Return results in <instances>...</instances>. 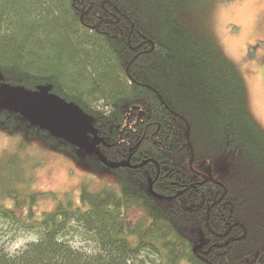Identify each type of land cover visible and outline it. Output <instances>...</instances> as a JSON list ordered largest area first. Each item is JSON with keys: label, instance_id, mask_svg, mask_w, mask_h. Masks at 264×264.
<instances>
[{"label": "trees", "instance_id": "trees-1", "mask_svg": "<svg viewBox=\"0 0 264 264\" xmlns=\"http://www.w3.org/2000/svg\"><path fill=\"white\" fill-rule=\"evenodd\" d=\"M185 1L0 0V82L34 97L49 86L91 119L109 161L129 160L110 168L116 185L83 183L39 212L56 199L30 188L39 163L0 155V221L36 235L0 246V264H264V131L239 67ZM0 133L79 155L21 110H0ZM150 181L185 191L161 199Z\"/></svg>", "mask_w": 264, "mask_h": 264}, {"label": "rangeland", "instance_id": "rangeland-1", "mask_svg": "<svg viewBox=\"0 0 264 264\" xmlns=\"http://www.w3.org/2000/svg\"><path fill=\"white\" fill-rule=\"evenodd\" d=\"M184 5L188 7V15L204 25L224 53L239 67L247 87L249 112L264 131V69L260 64L264 46L255 47L258 39L264 38V0H186ZM50 110L55 115L61 114L55 104ZM25 137H9L0 133V155L18 151L15 153L29 158L30 164L35 161L39 163L30 173L31 190L56 195V199L42 196L37 204L39 212L52 209L57 199H62L66 192H72L71 197L77 199L83 183H87L91 189L118 183L116 172L98 159L88 157L92 154L87 153L85 146H90L93 140L90 135L85 136L86 144L77 147L79 155L62 151L56 145L44 144L35 137L21 142ZM58 140L67 142L62 137H58ZM35 238L33 232L8 221H0V246L11 253L21 250ZM69 239L74 244L90 247L79 232L72 233Z\"/></svg>", "mask_w": 264, "mask_h": 264}, {"label": "water", "instance_id": "water-1", "mask_svg": "<svg viewBox=\"0 0 264 264\" xmlns=\"http://www.w3.org/2000/svg\"><path fill=\"white\" fill-rule=\"evenodd\" d=\"M49 90V86H44L40 88V93L34 97L21 87L7 86L0 82V110H21L34 125L37 124L41 128L48 130L53 136L64 138L67 142L74 144L78 148L86 144L84 140L85 136L91 133L93 140L90 146L88 144L85 146L87 153L96 155L100 162L111 169H115L121 165H129V160L122 162L109 161L98 147L102 139L98 137L92 128L91 119L83 114L74 104H66L60 98L49 94ZM39 100H42L41 103H39ZM52 104H55L61 110L60 115H55L51 112L50 107H52ZM149 186L150 192L156 197L161 199L172 198L154 192L151 182ZM204 244L205 240L195 245L194 251L197 252Z\"/></svg>", "mask_w": 264, "mask_h": 264}, {"label": "flooded vegetation", "instance_id": "flooded-vegetation-1", "mask_svg": "<svg viewBox=\"0 0 264 264\" xmlns=\"http://www.w3.org/2000/svg\"><path fill=\"white\" fill-rule=\"evenodd\" d=\"M263 54H264V52H263ZM88 135H90L91 137H93L92 136V134L91 133H89ZM139 144H140V141L138 142V144L136 145V147L138 148V146H139ZM135 147V148H136ZM76 150V152L78 153V149H75ZM132 156V152L130 153V155H129V157L128 158H130ZM88 157H93V158H96L97 159V156L96 155H94V154H92V155H89ZM193 160H194V158L192 157V159H191V161H190V166L192 167V164H193ZM99 161V160H98ZM100 162V161H99ZM100 163H102V162H100ZM103 164V163H102ZM145 164V163H144ZM143 165V163H141L140 165H137L136 167H138V166H142ZM130 167H131V165H130ZM208 169H210V168H208ZM210 172V171H209ZM206 176V175H205ZM211 180V177L210 176H206V180ZM213 179V178H212ZM151 183H152V188H153V181H150ZM150 187V186H149ZM154 191V190H153ZM181 191V193H179ZM178 193H176L175 195H172V196H168V197H172V198H174V197H176V196H179L180 194H182L184 191H185V189L184 190H180ZM155 192V191H154ZM158 194V193H157ZM165 196V195H164ZM171 199V198H170ZM204 238V237H203ZM206 238V237H205ZM204 238V239H205ZM205 246V244L202 246V248ZM209 250H210V248H209Z\"/></svg>", "mask_w": 264, "mask_h": 264}]
</instances>
